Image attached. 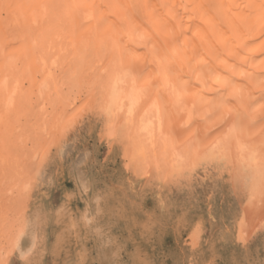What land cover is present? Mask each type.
<instances>
[{"label": "bare ground", "instance_id": "bare-ground-1", "mask_svg": "<svg viewBox=\"0 0 264 264\" xmlns=\"http://www.w3.org/2000/svg\"><path fill=\"white\" fill-rule=\"evenodd\" d=\"M89 113L126 169L218 170L238 239L264 226V0H0V264L36 245L34 183Z\"/></svg>", "mask_w": 264, "mask_h": 264}, {"label": "rangeland", "instance_id": "rangeland-1", "mask_svg": "<svg viewBox=\"0 0 264 264\" xmlns=\"http://www.w3.org/2000/svg\"><path fill=\"white\" fill-rule=\"evenodd\" d=\"M101 120L89 113L68 132L63 153L50 151L28 202L37 229L33 254L15 251L4 264H264V226L238 239L245 195L227 175L200 170L173 182L134 173L123 166L120 143L101 132Z\"/></svg>", "mask_w": 264, "mask_h": 264}]
</instances>
